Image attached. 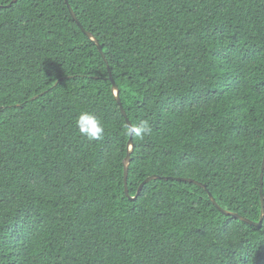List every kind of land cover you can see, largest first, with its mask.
I'll return each mask as SVG.
<instances>
[{"label":"trees","instance_id":"trees-1","mask_svg":"<svg viewBox=\"0 0 264 264\" xmlns=\"http://www.w3.org/2000/svg\"><path fill=\"white\" fill-rule=\"evenodd\" d=\"M12 1L0 264H264V0H69L103 52L65 0ZM109 69L131 123L152 127L133 137L128 192ZM82 110L101 140L79 133Z\"/></svg>","mask_w":264,"mask_h":264},{"label":"clouds","instance_id":"clouds-1","mask_svg":"<svg viewBox=\"0 0 264 264\" xmlns=\"http://www.w3.org/2000/svg\"><path fill=\"white\" fill-rule=\"evenodd\" d=\"M75 123L79 133L89 140L99 141L105 135L106 129L103 120L90 110L80 111ZM126 132L143 140L151 135L152 127L147 120H142L139 123L130 125Z\"/></svg>","mask_w":264,"mask_h":264},{"label":"water","instance_id":"water-1","mask_svg":"<svg viewBox=\"0 0 264 264\" xmlns=\"http://www.w3.org/2000/svg\"><path fill=\"white\" fill-rule=\"evenodd\" d=\"M16 1H17V0H13L8 6H11V5H12L14 2H16ZM65 2H66V4L68 5V7H69V11H70L72 17L74 18V20L79 24V26L82 28V30L84 31V33H85L88 37H90L92 40H94V41L96 42V44H97L99 50H100L101 52H103V49H102V47H101V44H100L99 40H98L97 38H95L94 35H93L91 32L87 31V30L83 27V25L81 24V22L79 21V19H78V17H77V14L75 13V11L73 10V8L71 7V5H70V3H69V0H65ZM106 62H107V61H106ZM109 79H110V80L112 81V83H113V91H114V93H115V95H116V100H117V102H118V104H119V106H120L121 112H122V114L125 116L128 126H130V125H132V123H131V121L129 120V118H128V116H127V113H126V111H125V109H124V107H123V103H122L121 98H120V95H119V90H118V88H117V85H116V83H115L114 77H113V75H112L110 69H109ZM132 149H133V136L131 135V136H130V139H129V142H128V150H129V151H128V154H127V156H126V158H125V160H124V164H125V168H124L125 173H124V175H125V190H126V192H128V188H127V177H128V172H129V163H130V156H131V151H132ZM263 171H264V162H263L262 173H261V183H262V181H263ZM153 177H156V176H151V177L147 178V180H145V182H143V183L140 185V190H141L142 185H144L147 181H149V180L152 179ZM210 197H211V199L213 200V202L219 207V205L216 203V201H215V199L213 198V196H212L211 193H210ZM261 200H262V218H263V217H264V195H263V190H262V189H261ZM225 212H226V213H229L228 211H225ZM236 215H238V214H236ZM238 216L241 217L242 219L248 221V222H251V220H249V219H247V218H244L243 216H240V215H238ZM261 221H262V220H261ZM261 221H260L259 223H256V224H257L258 226H260V225H261ZM251 223H254V222H251ZM254 224H255V223H254Z\"/></svg>","mask_w":264,"mask_h":264}]
</instances>
